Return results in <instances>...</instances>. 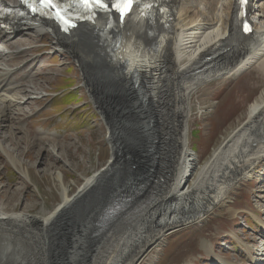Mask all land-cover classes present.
I'll list each match as a JSON object with an SVG mask.
<instances>
[{"label":"bare ground","instance_id":"6f19581e","mask_svg":"<svg viewBox=\"0 0 264 264\" xmlns=\"http://www.w3.org/2000/svg\"><path fill=\"white\" fill-rule=\"evenodd\" d=\"M167 6L172 16L167 25L160 16L123 25L137 37H146L148 30V43L155 48L162 34L169 36L162 47L165 76L157 99L148 95L144 100L131 81L118 93V68L108 57L109 41L101 27L79 25L76 32L66 34L60 24L33 16L10 18L0 25V151L22 177L29 181L30 171L15 152L26 139V150L47 151L45 164L52 156H62L57 150L64 144L58 141L62 135L33 132L27 123L41 112L32 106L49 93L38 78H50L61 70L57 66L43 71V60L34 51L47 32L52 50L67 51L77 61L112 148L108 163L86 176L73 194L70 184L63 185L58 178L60 201L53 209L45 204L31 212L16 209L7 200L0 202V264H141L165 235L225 206L236 185L255 177L264 163V87L203 163L189 146V117L194 95L216 80L238 79L256 69L264 81V0H248L242 30L235 19V0H167ZM245 21L251 32L245 31ZM161 115L162 125L157 121ZM10 118L18 120L16 126L8 124ZM118 150L125 157L123 166L114 164ZM146 173L148 180L130 199L128 210L103 218L113 197L123 190L124 175L132 177L126 184H136ZM257 210L264 216V204L250 212L264 238V217ZM67 214V227L75 222L72 232L63 226L66 232L54 235ZM232 236L247 248L251 264H264V259H257L264 257V242L256 248L236 233ZM199 246L213 264H238L216 252L212 241L202 239Z\"/></svg>","mask_w":264,"mask_h":264},{"label":"rangeland","instance_id":"374dc122","mask_svg":"<svg viewBox=\"0 0 264 264\" xmlns=\"http://www.w3.org/2000/svg\"><path fill=\"white\" fill-rule=\"evenodd\" d=\"M51 40V35L47 32L38 39L37 44L40 46L34 51L43 60V71L57 66L61 70L58 73L52 72L50 78L43 75L37 77L49 93L32 106L41 108V112L28 118L27 123L33 132L45 130L47 133L62 135V139L59 138L58 141L64 144L57 145L62 156H52L45 164L47 151H37L36 148L26 150V139L15 152L16 159L24 166L28 165L31 178L26 181L5 152L0 151V202L9 201L13 203L12 206L15 204L16 209H28L31 212L37 211L41 205L46 204L47 209H53L57 205L60 201L58 178L63 185L70 184V193L73 194L86 176L108 163L112 154L105 133L107 127L91 99L88 85L83 83L85 78L83 80L77 61L67 51L52 50ZM19 59L20 57L16 58L14 62ZM233 77L216 80L200 89L193 97L189 117V146L200 163L217 150L227 134L244 118L249 104L264 87L262 74L256 69L238 79ZM157 119L159 124L164 123L162 115ZM17 122L14 118L8 120L11 126H16ZM70 141L71 146L66 148L65 144ZM5 145H10V141L7 140ZM153 153L154 151L149 154ZM254 174L255 177H251L247 183L241 181L232 189L225 206H219L198 223L165 235L158 246L151 253L148 252L141 264H213L199 246L202 239L214 242L216 252L223 253L231 262L251 264L247 248L232 233H236L244 242L254 244L256 248L264 242L261 226L250 213L252 207L257 209L264 204V163L257 167ZM125 177L126 174L124 180ZM142 180L143 178L136 184ZM16 189L19 191L17 194ZM258 189L262 191L258 192ZM229 207L239 208L240 211L233 212ZM127 210L128 208L124 209L120 214ZM257 213L263 219L262 212L257 210ZM66 217V222L63 221L55 229L54 235L61 236L66 232L64 227H67L69 215ZM74 225L75 222L68 224L70 233ZM257 257L258 260L264 259L261 255Z\"/></svg>","mask_w":264,"mask_h":264},{"label":"snow or ice","instance_id":"6c2138e0","mask_svg":"<svg viewBox=\"0 0 264 264\" xmlns=\"http://www.w3.org/2000/svg\"><path fill=\"white\" fill-rule=\"evenodd\" d=\"M241 7L247 3V0H238ZM22 3L33 12L43 15H54L55 19L64 25V30L75 27L72 23L70 9L78 8L86 13H92L94 9L99 8L107 11L109 4L105 0H22ZM140 0H112L111 7L120 14V19L130 13L134 5H138ZM151 7V5H147ZM241 16L245 13L241 11ZM245 31H250L247 21L244 22Z\"/></svg>","mask_w":264,"mask_h":264},{"label":"water","instance_id":"95a60500","mask_svg":"<svg viewBox=\"0 0 264 264\" xmlns=\"http://www.w3.org/2000/svg\"><path fill=\"white\" fill-rule=\"evenodd\" d=\"M117 154L119 155V151L117 152ZM117 160H119V161L121 162V160L119 159V156H118ZM135 187H136V188H138V187L140 188V185H137V186H135ZM135 187H134V189H136ZM135 191H136V190H135Z\"/></svg>","mask_w":264,"mask_h":264},{"label":"trees","instance_id":"16d2710c","mask_svg":"<svg viewBox=\"0 0 264 264\" xmlns=\"http://www.w3.org/2000/svg\"><path fill=\"white\" fill-rule=\"evenodd\" d=\"M65 102H67V101H65Z\"/></svg>","mask_w":264,"mask_h":264}]
</instances>
